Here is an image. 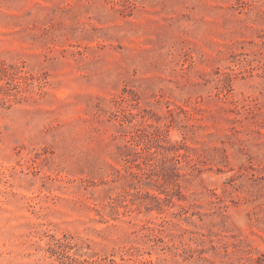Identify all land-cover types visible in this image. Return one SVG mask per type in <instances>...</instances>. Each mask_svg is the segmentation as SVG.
<instances>
[{
	"label": "clouds",
	"instance_id": "clouds-1",
	"mask_svg": "<svg viewBox=\"0 0 264 264\" xmlns=\"http://www.w3.org/2000/svg\"><path fill=\"white\" fill-rule=\"evenodd\" d=\"M25 3L49 37L0 36V67L68 51L34 81L0 76V264H109L112 253L141 264L148 252L178 264L180 249L205 250L189 264H251L235 249L244 239L264 251V137L244 119L264 105V0ZM20 29L32 25L0 31ZM117 206L125 215L110 220ZM195 207L203 215L183 214Z\"/></svg>",
	"mask_w": 264,
	"mask_h": 264
},
{
	"label": "rangeland",
	"instance_id": "rangeland-1",
	"mask_svg": "<svg viewBox=\"0 0 264 264\" xmlns=\"http://www.w3.org/2000/svg\"><path fill=\"white\" fill-rule=\"evenodd\" d=\"M36 14L39 15V9H36ZM128 15L130 17L131 13H129ZM182 15H184V13H182ZM34 19L35 17H33L32 15V9L26 7L25 0H0V28L4 26H11V29H15L16 26L19 24L32 25V30L20 29L18 32H13L9 30L6 33L0 31V36H4V37L15 36V38L21 41V43L27 40L33 44L48 39L49 37L48 29H36V25L33 23ZM41 23H44V21H41ZM199 27H200L199 25H195V28L198 29ZM49 28H55V32H53V35H55L57 38H60L64 35L65 29L64 26L62 25L56 26L50 24ZM188 43L191 44L193 43V41H188ZM252 43H253L252 41L240 42V44L244 46L250 45ZM69 47H73L74 49H79L81 46L69 45ZM67 51H68L67 48L61 49V48H57L56 46H53L51 49L44 52L38 49L33 50V52L30 54V59L21 61L19 63V67H17L15 64H8L7 67H0V76H9L10 80L19 79L21 83H24L25 81H34L37 79V77L34 75V72H40L42 76H46L47 73L42 71V68L45 67L51 68L53 66V62L55 61L56 57L51 54L52 52H59L62 55ZM76 54H80L79 51H77ZM237 54L242 55L243 54L242 50L240 53ZM25 70H27V74H25ZM257 76H259V73H257ZM240 79L241 80L245 79V76H241ZM13 87H15V85H13ZM13 99L15 100L16 98L13 97ZM222 107L225 109V114L227 115L228 119L235 121L237 115V109L230 103H225L222 105ZM185 110H186L185 108L181 109V111H185ZM200 110L212 111L213 109L212 106L206 107L204 105H200ZM262 110H264V105H262L261 102L257 100V102L252 105L251 109L247 110V115L244 118L249 124L253 125V127H251L249 131L254 133V140L257 142L260 141V138L264 137V127L258 126L259 116ZM205 124L210 126V121L206 120ZM235 131L237 133L240 131L238 125L235 127ZM137 135H139V133ZM47 155H48V151L46 149H41L40 152L33 154V158L34 160H37L40 159L41 157L46 158ZM132 163L134 164L135 167L137 168L139 167L138 164H135L134 160L132 161ZM141 163H144V161H141ZM248 170L252 171L254 175L256 174L254 165L249 164ZM157 176L159 180H161L165 185L170 183L172 179L171 170L165 169L163 166L159 167ZM258 178L264 179V177H258ZM40 187L44 189V184H41ZM79 190L80 189L78 188L77 191ZM45 191H47V189H45ZM55 191L58 192L59 189H56ZM83 191L86 192L87 188H84ZM143 198L151 199L153 201L157 200V197L151 196L150 193H145ZM86 206L87 207L92 206V201L90 199L87 201ZM125 207L127 206L125 205ZM153 211H156L157 213L160 211L158 205L154 206L153 208H146L144 214L147 215ZM116 212L118 215L116 217H110V220L118 219L121 216L125 215L119 206H117ZM198 213H200V215H203V213L200 212V209L198 207H195L185 210L183 214L185 216L196 217ZM29 215H31V213H29ZM128 223H131V221H128ZM143 227L144 225H141V228ZM228 238L229 240L237 239L234 234H228ZM218 243L219 241L217 243L211 244V247L213 249H216ZM220 247L222 249H226V244H220ZM235 250L240 253H246V255H242L240 258L250 260L251 264H258L259 263L258 261L260 259H264V251H261L258 246L255 247L250 246L249 242L244 239L238 240L237 247ZM111 255L112 258L109 259V264H123V260H124L123 256H116L115 253H112ZM173 255L179 257L178 264H189V262L192 261V259L196 256L203 258L206 255V252L204 249H200L198 252L192 249H180ZM141 264H154L152 253L150 252L145 253Z\"/></svg>",
	"mask_w": 264,
	"mask_h": 264
},
{
	"label": "trees",
	"instance_id": "trees-1",
	"mask_svg": "<svg viewBox=\"0 0 264 264\" xmlns=\"http://www.w3.org/2000/svg\"><path fill=\"white\" fill-rule=\"evenodd\" d=\"M258 264H264V259H260Z\"/></svg>",
	"mask_w": 264,
	"mask_h": 264
}]
</instances>
